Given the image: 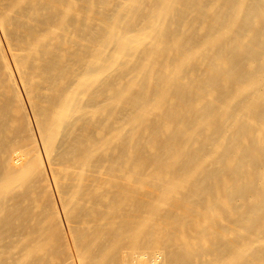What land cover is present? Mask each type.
<instances>
[{
	"label": "bare ground",
	"instance_id": "bare-ground-1",
	"mask_svg": "<svg viewBox=\"0 0 264 264\" xmlns=\"http://www.w3.org/2000/svg\"><path fill=\"white\" fill-rule=\"evenodd\" d=\"M0 264H264V0H0Z\"/></svg>",
	"mask_w": 264,
	"mask_h": 264
}]
</instances>
